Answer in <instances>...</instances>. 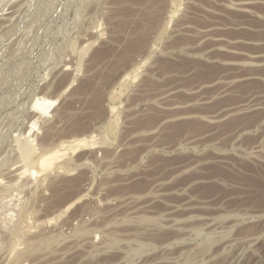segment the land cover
I'll use <instances>...</instances> for the list:
<instances>
[{"label":"rangeland","instance_id":"obj_1","mask_svg":"<svg viewBox=\"0 0 264 264\" xmlns=\"http://www.w3.org/2000/svg\"><path fill=\"white\" fill-rule=\"evenodd\" d=\"M263 171L264 0H0V264H264Z\"/></svg>","mask_w":264,"mask_h":264},{"label":"bare ground","instance_id":"obj_2","mask_svg":"<svg viewBox=\"0 0 264 264\" xmlns=\"http://www.w3.org/2000/svg\"><path fill=\"white\" fill-rule=\"evenodd\" d=\"M77 142H78V144L76 146H77V148H79V147H81V144L83 145L86 141L80 140V141H77ZM85 144H87V143H85ZM85 144H84V146H85ZM57 158H58V156L56 154L41 155V156L38 157V160L36 161L34 166H35V168L36 167L38 168V169L36 168L38 171L40 169H41V171L43 169L45 170L46 168L49 169V167L53 166L54 161L57 160ZM258 183L260 184L258 186L261 187L260 188L261 192H263L264 191V171H263V175L260 178V182H258Z\"/></svg>","mask_w":264,"mask_h":264}]
</instances>
